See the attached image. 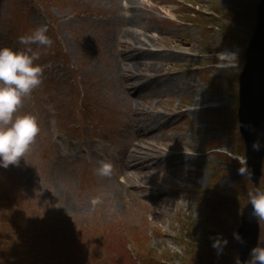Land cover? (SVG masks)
<instances>
[{
    "label": "rangeland",
    "instance_id": "374dc122",
    "mask_svg": "<svg viewBox=\"0 0 264 264\" xmlns=\"http://www.w3.org/2000/svg\"><path fill=\"white\" fill-rule=\"evenodd\" d=\"M258 2L137 1L139 11L133 22L142 26L134 30L146 38H159L144 43L153 45V51L143 53L150 66L130 64L135 79L145 83L143 90L128 92L140 107L131 117L124 100L127 76L119 52L124 26L114 24L121 21L119 13L129 22L132 10L124 12L117 0H0V47L21 48L18 38L43 24L54 42L51 48L40 49L36 63L44 65L43 83L21 109L37 117L40 135L19 166L0 167V264H178L172 258L175 254L185 258L190 236L201 234L210 199L233 200L229 216L237 212L240 220L248 193L264 190V163L257 187L238 172V158L244 157L237 119L238 75ZM226 50L236 53L233 61L219 58ZM159 76V81L151 82ZM133 78H129L132 83ZM164 83L174 84L175 91L147 94ZM109 108L118 128L110 127L108 121L97 128V114ZM156 115L165 117L151 127L149 120ZM169 117L173 120L163 124ZM111 138L122 143L138 141L139 156L147 142L164 153L166 160L156 155L143 170L147 178H131L134 184L141 180L142 189L135 195L126 196L127 187L109 182L113 175L104 178L94 172L99 161L106 160L98 140ZM70 140L75 149L67 151ZM109 152L114 157L113 146ZM180 152L189 153L184 162L175 156ZM95 153L98 162L92 173L110 191L121 189L131 207H122V198L119 206L112 198L106 206L100 195L92 196L88 190L81 192L87 204L80 205L76 188L88 183L91 172L83 166L73 169L74 164L58 155L77 159ZM123 171L124 175L127 170ZM118 178L123 184V177ZM168 181L178 187L167 189ZM162 189L166 196L161 195ZM96 205L105 208V218L109 216L105 220L116 221V239L105 242L111 249L96 241L90 244L93 236L76 231L88 226L76 220L77 214L93 217ZM151 205L156 206L153 211ZM258 224L257 246L264 247V220ZM235 242L234 238L224 251L228 264H239Z\"/></svg>",
    "mask_w": 264,
    "mask_h": 264
},
{
    "label": "bare ground",
    "instance_id": "6f19581e",
    "mask_svg": "<svg viewBox=\"0 0 264 264\" xmlns=\"http://www.w3.org/2000/svg\"><path fill=\"white\" fill-rule=\"evenodd\" d=\"M111 2H113L114 0H110ZM118 1V5L120 7V9L122 8V10L124 12H128L126 11L124 8H129L130 10H132L134 13H132L129 18H131L129 20V22L125 21V15H118V17L121 18V21H117L115 22L114 25H116L117 27L120 25L124 26L123 32L120 35L119 38V52L122 54L121 56V61L123 62L124 67H122L123 72L125 73L124 75H126V80H125V87H124V93L127 95V98L124 99L125 100V105L127 107V109L130 111V116L133 117L132 115H136V111L140 109V107L138 106V101L137 99L135 100L134 97H131L128 95L129 92V88H132L133 91L135 90H143L145 88V83L139 81L138 79H135V76H137V74H133L134 70L132 68V65L142 68V67H147L150 66L151 64L146 62L148 61V59H146V55H144V52H151L153 51V45H150L149 43L144 44L145 42H150L153 39H158L159 37L157 35H148L149 38H146L147 35H139V33H137L136 30L134 29H141L139 28L142 25H139L136 22H133V20L136 18V16H138V13L136 14L135 12H138V3H136L139 0H117ZM133 7V9H131V7ZM151 9L153 7H150ZM128 9V10H129ZM117 14L113 12V15ZM117 17V18H118ZM139 36H144V39H139ZM134 39H138V42H134ZM140 41V42H139ZM134 44H138V45H133ZM130 46V48H129ZM136 46L142 47L143 49H139ZM230 54H235V56L230 55ZM236 57V53H234L231 50H226L222 53L219 54V58L223 61H227V62H231L235 59ZM130 64H132L130 66ZM156 66V64H155ZM137 71V70H136ZM156 71V70H155ZM161 69L157 72H160ZM167 75V74H165ZM162 76V75H161ZM154 78L151 80V82L153 81H159L160 77ZM134 77L133 80L135 81L134 83H132V81H129V78ZM174 84L168 83L165 85H158L157 88H154V90H152L151 92H148L147 94H153V93H157L161 94L164 92H173L175 90L173 89ZM191 84H189L188 88H192V86H190ZM188 88H186V90H188ZM151 89V88H150ZM183 90H185V88L183 87ZM138 97V96H137ZM132 98V99H130ZM141 106V105H140ZM142 108H144V110L146 112H151V107H145V106H141ZM111 108H109L106 112V115L103 116L102 118V123L107 122L110 127L113 128H118L117 124L115 123V119L111 118L110 116L113 113L112 110H110ZM162 117L165 116H161L159 117L158 115H156V117H153L152 120H149L148 125H151V127L153 126H157V124L160 122V120H162ZM173 119H163V124L169 123L171 122ZM117 121H120L119 119H117ZM101 123V124H102ZM136 126V125H135ZM140 128V127H137ZM146 134V133H145ZM101 137V135H99ZM157 137V136H155ZM100 141V140H98ZM105 144L100 148L101 151L103 152L104 156L106 157V160H110L113 162L114 164V173L111 181L114 185H116L117 188L119 187H127L130 191L129 193L126 194V196H128V194H130V192H132V194H136L138 189H142V185L140 183L141 180H139V183L134 184L131 180V178L133 176L138 177L141 176L143 178H147L148 173L147 172H143V170H146L148 164H150L153 159L155 158V156L157 155L158 159H163L166 160L164 155V153H160V150L156 147L155 143H151L149 144V142H147V146H141V149L146 150L143 152L142 156L137 155L138 153V141H128L127 143L124 142L122 143V141L117 140L116 138H111L110 140H108V142L104 141ZM101 143V141H100ZM85 143L82 142L81 146H84ZM70 146V147H69ZM68 149L70 150L73 149L74 147L72 146L71 143H69ZM113 146V151L115 152L114 157L112 153L109 152L110 147ZM94 152V151H90ZM189 153L187 152H180V153H176L175 156L181 159V162H184V160H187V158ZM167 157H169L168 154H166ZM58 159H61L62 161H65L66 163H70V164H74L73 165V169L76 168H80V166H83L87 169L88 172H91V176L88 179V183H86L85 185H81L79 188H76V194H78V199L80 202V205H86L87 202L85 201V197H83L81 195L82 191H87L88 193L92 196H97L100 195L102 197V199L105 201V205L107 206L108 203H111V198L113 199V202H115L116 206L120 205V201L119 199H121V203L122 201H125V198L123 196L124 193L123 191H120L121 189L117 190V189H111V191L108 188V184L106 182H104L102 179L95 177V175L92 173L93 168L96 166L98 159L96 158V153L91 155L89 158L87 157H79L77 159H69L68 157L65 156H61L58 155ZM119 166H121V170L119 169ZM123 170H127L126 173H124L123 175ZM145 173V174H144ZM129 174V175H128ZM119 177H123V184H121L119 182ZM82 175L80 176L81 179ZM169 182V186L167 189H172L175 186H177L175 184V182L173 181H168ZM178 187V186H177ZM73 188V187H72ZM169 191V190H167ZM117 192V193H115ZM120 192V193H119ZM113 193V196H112ZM161 195H165L166 196V189L161 191ZM148 205V203H146ZM155 205V204H154ZM151 205L150 211H153L154 208L156 206ZM131 207V203L127 202L122 205V207ZM79 208V206H78ZM105 208L96 205L94 208V214L93 217H89L84 215L83 213H78L76 220L81 222H85L88 226L87 229L82 230V233L86 236H93L92 241H96V242H100L101 244L105 245L106 248L111 249L112 246L107 245L105 242H109V241H113L115 238V236L117 235V231H116V221H112V220H105L106 218L109 219V216L106 215L105 218ZM99 232H101V234H99ZM119 232V231H118ZM103 234L108 235V237H104ZM104 237L103 240H99V237ZM112 237V238H111Z\"/></svg>",
    "mask_w": 264,
    "mask_h": 264
},
{
    "label": "clouds",
    "instance_id": "9594fccd",
    "mask_svg": "<svg viewBox=\"0 0 264 264\" xmlns=\"http://www.w3.org/2000/svg\"><path fill=\"white\" fill-rule=\"evenodd\" d=\"M47 33L48 26L43 24L18 38L21 48L14 50L0 47V167L5 169L10 165L19 166L20 161L25 160L41 132L37 117L31 113H22L21 109L25 100L43 83L44 65L36 61L41 57L40 49L53 46L54 42ZM33 46H36V50ZM238 162L239 174L251 177L246 158L239 157ZM114 170L112 161L101 160L94 172L100 177L110 178ZM248 201L251 205L250 217L264 220V190L249 192ZM235 239L244 243L238 235H235ZM226 243V240L217 238L212 247L219 254L222 245ZM250 256L248 264H264V247H253Z\"/></svg>",
    "mask_w": 264,
    "mask_h": 264
},
{
    "label": "water",
    "instance_id": "95a60500",
    "mask_svg": "<svg viewBox=\"0 0 264 264\" xmlns=\"http://www.w3.org/2000/svg\"><path fill=\"white\" fill-rule=\"evenodd\" d=\"M243 66L238 77V130L244 142V157L252 175L249 177L258 186L264 160V0L255 10V24L243 50ZM254 145L256 148L254 149ZM258 149V150H257ZM251 205L243 207L237 228L235 250L239 264H248L250 251L258 245V220L251 218Z\"/></svg>",
    "mask_w": 264,
    "mask_h": 264
},
{
    "label": "trees",
    "instance_id": "16d2710c",
    "mask_svg": "<svg viewBox=\"0 0 264 264\" xmlns=\"http://www.w3.org/2000/svg\"><path fill=\"white\" fill-rule=\"evenodd\" d=\"M232 202L233 200L228 201L222 198L210 199L208 216L205 219L201 234L197 238H195V234L189 235L192 242L188 243L184 249L185 258L175 254L172 259L178 264H228L229 258L225 261L224 251L233 244L239 224L237 212L229 216L231 214L229 207L232 206ZM229 219H232L230 224ZM217 238L227 241L226 244L222 245V251L219 254L217 249L212 247L213 241Z\"/></svg>",
    "mask_w": 264,
    "mask_h": 264
}]
</instances>
